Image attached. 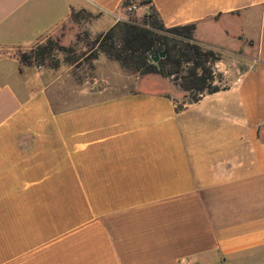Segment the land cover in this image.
<instances>
[{"label":"crops","instance_id":"obj_1","mask_svg":"<svg viewBox=\"0 0 264 264\" xmlns=\"http://www.w3.org/2000/svg\"><path fill=\"white\" fill-rule=\"evenodd\" d=\"M135 1L235 59L228 87L183 103L102 52L35 71L7 54L123 0H0V264H264V0Z\"/></svg>","mask_w":264,"mask_h":264},{"label":"trees","instance_id":"obj_2","mask_svg":"<svg viewBox=\"0 0 264 264\" xmlns=\"http://www.w3.org/2000/svg\"><path fill=\"white\" fill-rule=\"evenodd\" d=\"M131 1L123 0L121 7ZM79 12L72 11V21L78 22ZM194 29L195 23L166 26L151 9L141 19L118 20L107 30L97 33L86 56L79 55L73 45H63L57 38L49 36L29 51L20 52L18 59L23 65L57 68L61 61L58 53L63 55L64 61L77 66L82 58L92 62L102 52L126 70L170 78L184 92L183 103H191L206 93L228 87L222 84V73L215 69L221 53L199 43L194 37ZM159 51H163L164 56L157 62L151 61L150 55ZM90 64L92 67L93 63ZM176 107L181 109L183 105Z\"/></svg>","mask_w":264,"mask_h":264},{"label":"rangeland","instance_id":"obj_3","mask_svg":"<svg viewBox=\"0 0 264 264\" xmlns=\"http://www.w3.org/2000/svg\"><path fill=\"white\" fill-rule=\"evenodd\" d=\"M130 4H137V1L135 0H132ZM128 6V5H127ZM127 6H122L121 9H120V17L118 20H126V19H134V18H137V19H141L142 16H140V18H138V16L136 15V12H135V9L132 10V11H129L127 10ZM80 12L78 13V22H74V21H69L68 23H66L58 32L57 35L55 36H50V37H53V38H57L58 41L63 44V45H73L76 49V52L79 54V55H83V56H86L87 52L89 51L90 49V45H91V42H92V39L94 38V36L96 34H91L89 31H88V25L92 22L93 18H95L97 15H98V12H90L89 10H79ZM151 9L148 8L147 11L145 12V14L147 13H150ZM97 29H99L98 25H95V27H92V30L95 32ZM46 39V38H45ZM45 39H43V41H45ZM41 41V42H43ZM31 49V48H30ZM30 49L28 50H25V51H29ZM7 49L3 48L1 49L0 48V54H5V51ZM23 50H18V49H11V53L7 54V55H13V56H16V58L18 59V54L20 52H22ZM59 57H60V65L62 64L63 67H69L70 63L66 62L63 60V55L61 53H58ZM1 56V55H0ZM19 60V59H18ZM94 60H92V62H90V60H85L84 58L81 59V62L80 64H78L77 66H72L71 70L74 71V73H76L77 75L79 76H87L88 74L91 75L93 74V66L91 67V64L90 63H93ZM235 59L233 58H227L225 59L222 55H221V59L219 61H217V65L219 66V68H223V69H226L228 70L229 69V73L232 75V71L235 67L234 63L236 64V62H234ZM21 64V63H20ZM23 65V64H21ZM237 65V64H236ZM30 66L33 67V69L36 70H40V69H36L39 68V67H45V68H49L47 66H39V65H36V64H31ZM62 67V66H61ZM242 68V66L240 65V69ZM218 69V68H217ZM129 72H127L128 74L131 75V79L132 77H134L135 75H138V74H132V73H135V72H132L130 70H128ZM105 72V71H104ZM228 73V74H229ZM107 75L109 73H106ZM167 81H169L170 83H173V81L168 78V77H164ZM155 83H158V86H156V84L154 85H151L149 83L148 85V82L147 83H143L142 86H147V87H162L163 84H161L159 81L157 80H153ZM113 82H116V79L113 80ZM229 83V80H225L223 79L222 80V84H227ZM174 84V83H173ZM132 85V84H131ZM177 86V85H176ZM178 87V86H177ZM163 88V87H162ZM166 88V87H165Z\"/></svg>","mask_w":264,"mask_h":264},{"label":"water","instance_id":"obj_4","mask_svg":"<svg viewBox=\"0 0 264 264\" xmlns=\"http://www.w3.org/2000/svg\"><path fill=\"white\" fill-rule=\"evenodd\" d=\"M164 56V52L163 51H159V52H153L151 55H150V60L153 61V62H157L158 59L160 57H163Z\"/></svg>","mask_w":264,"mask_h":264},{"label":"built area","instance_id":"obj_5","mask_svg":"<svg viewBox=\"0 0 264 264\" xmlns=\"http://www.w3.org/2000/svg\"><path fill=\"white\" fill-rule=\"evenodd\" d=\"M135 9V4H129L128 6H127V10H129V11H132V10H134Z\"/></svg>","mask_w":264,"mask_h":264}]
</instances>
